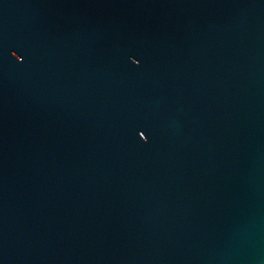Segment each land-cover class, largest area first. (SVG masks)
Wrapping results in <instances>:
<instances>
[{
	"label": "water",
	"instance_id": "95a60500",
	"mask_svg": "<svg viewBox=\"0 0 264 264\" xmlns=\"http://www.w3.org/2000/svg\"><path fill=\"white\" fill-rule=\"evenodd\" d=\"M0 264H264V0H0Z\"/></svg>",
	"mask_w": 264,
	"mask_h": 264
}]
</instances>
